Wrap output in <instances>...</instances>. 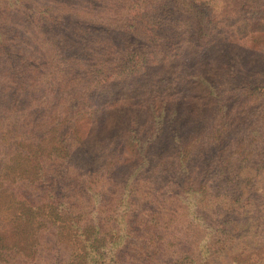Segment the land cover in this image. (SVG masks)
<instances>
[{"label":"trees","instance_id":"trees-1","mask_svg":"<svg viewBox=\"0 0 264 264\" xmlns=\"http://www.w3.org/2000/svg\"><path fill=\"white\" fill-rule=\"evenodd\" d=\"M225 6L0 0V264H264V0Z\"/></svg>","mask_w":264,"mask_h":264},{"label":"rangeland","instance_id":"rangeland-1","mask_svg":"<svg viewBox=\"0 0 264 264\" xmlns=\"http://www.w3.org/2000/svg\"><path fill=\"white\" fill-rule=\"evenodd\" d=\"M197 1H199V2H201V1L205 2L209 6H211L212 9L217 10V11H220V9H225L226 8V6H225V1L226 0H197ZM226 10L229 11L227 8H226ZM230 19L232 21H235V20H233L232 17ZM260 237H263L264 238V228H263V233L260 235ZM211 264H230L229 255L228 254H225L222 257L218 258L217 260L213 261Z\"/></svg>","mask_w":264,"mask_h":264}]
</instances>
